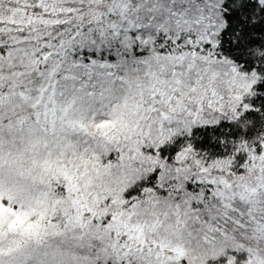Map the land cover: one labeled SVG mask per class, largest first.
<instances>
[{
    "label": "snow or ice",
    "instance_id": "obj_1",
    "mask_svg": "<svg viewBox=\"0 0 264 264\" xmlns=\"http://www.w3.org/2000/svg\"><path fill=\"white\" fill-rule=\"evenodd\" d=\"M0 264H264V0H0Z\"/></svg>",
    "mask_w": 264,
    "mask_h": 264
}]
</instances>
